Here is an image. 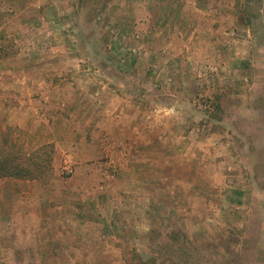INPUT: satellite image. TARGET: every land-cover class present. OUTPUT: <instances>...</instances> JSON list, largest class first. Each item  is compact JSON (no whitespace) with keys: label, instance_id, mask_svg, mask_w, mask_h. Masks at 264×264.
I'll list each match as a JSON object with an SVG mask.
<instances>
[{"label":"rangeland","instance_id":"rangeland-1","mask_svg":"<svg viewBox=\"0 0 264 264\" xmlns=\"http://www.w3.org/2000/svg\"><path fill=\"white\" fill-rule=\"evenodd\" d=\"M0 60L57 128L0 264H264V0H0Z\"/></svg>","mask_w":264,"mask_h":264},{"label":"crops","instance_id":"crops-1","mask_svg":"<svg viewBox=\"0 0 264 264\" xmlns=\"http://www.w3.org/2000/svg\"><path fill=\"white\" fill-rule=\"evenodd\" d=\"M4 61L0 60L1 63ZM20 61L23 62V60ZM4 72L5 74H0V84L4 81L0 85V146L4 144L20 150V147L24 148L29 145L30 138L25 137L26 131L34 143V140L39 138V129L42 128L48 130V137L54 136L57 129L52 131L55 123L50 122V119L37 120V114L23 105L25 95L33 91L25 89L23 85L26 81L25 74L12 73L10 75L9 70ZM39 80L38 77L33 81L39 83ZM42 191L43 187L37 179L0 177V226L3 224L12 226L18 220V222L26 223V220L30 218V213L26 212V206L23 203L31 201L38 208L40 206L39 195Z\"/></svg>","mask_w":264,"mask_h":264},{"label":"trees","instance_id":"trees-1","mask_svg":"<svg viewBox=\"0 0 264 264\" xmlns=\"http://www.w3.org/2000/svg\"><path fill=\"white\" fill-rule=\"evenodd\" d=\"M53 149L54 145L47 143L30 154H20L0 147V177L44 179L53 170Z\"/></svg>","mask_w":264,"mask_h":264},{"label":"built area","instance_id":"built-area-1","mask_svg":"<svg viewBox=\"0 0 264 264\" xmlns=\"http://www.w3.org/2000/svg\"><path fill=\"white\" fill-rule=\"evenodd\" d=\"M68 161L65 159L62 165V171L63 173H70L71 172V168L69 166V164H67Z\"/></svg>","mask_w":264,"mask_h":264}]
</instances>
